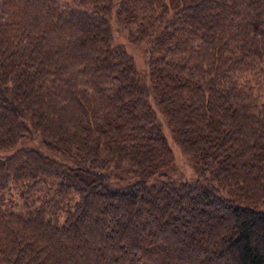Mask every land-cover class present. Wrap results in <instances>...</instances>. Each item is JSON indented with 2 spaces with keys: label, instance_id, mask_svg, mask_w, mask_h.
Here are the masks:
<instances>
[{
  "label": "trees",
  "instance_id": "trees-1",
  "mask_svg": "<svg viewBox=\"0 0 264 264\" xmlns=\"http://www.w3.org/2000/svg\"><path fill=\"white\" fill-rule=\"evenodd\" d=\"M0 264H264V0H0Z\"/></svg>",
  "mask_w": 264,
  "mask_h": 264
},
{
  "label": "rangeland",
  "instance_id": "rangeland-1",
  "mask_svg": "<svg viewBox=\"0 0 264 264\" xmlns=\"http://www.w3.org/2000/svg\"><path fill=\"white\" fill-rule=\"evenodd\" d=\"M117 35V40L119 43H122L125 45L127 50L133 55L135 58V61L138 65V67L146 71L147 69V56L145 53L144 48L136 43H131L125 34L123 33H116ZM162 118L163 122V131L168 139V142L171 146L172 152H173V168L170 171L171 177L182 180V181H187L195 178L196 172L194 169V166L192 162L189 160V158L183 153L181 148L178 146V144L174 141L172 132L170 128L168 127V124L166 121Z\"/></svg>",
  "mask_w": 264,
  "mask_h": 264
}]
</instances>
